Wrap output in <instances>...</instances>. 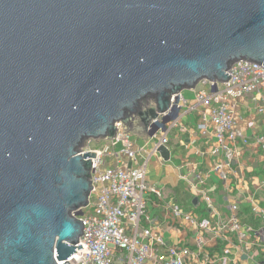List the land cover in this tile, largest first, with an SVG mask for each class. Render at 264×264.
Here are the masks:
<instances>
[{
	"label": "water",
	"instance_id": "1",
	"mask_svg": "<svg viewBox=\"0 0 264 264\" xmlns=\"http://www.w3.org/2000/svg\"><path fill=\"white\" fill-rule=\"evenodd\" d=\"M241 61L264 67V0H0V264L67 262L84 148L155 139L180 94Z\"/></svg>",
	"mask_w": 264,
	"mask_h": 264
},
{
	"label": "built area",
	"instance_id": "2",
	"mask_svg": "<svg viewBox=\"0 0 264 264\" xmlns=\"http://www.w3.org/2000/svg\"><path fill=\"white\" fill-rule=\"evenodd\" d=\"M227 75L231 78L225 84L201 82L195 89L196 106L193 108L184 99L183 93L180 94L176 118L168 124L165 133L160 129L156 138L165 135L169 125H178L181 112L198 110V130L207 133L213 124L220 148L228 150L227 154L232 158L231 149L224 144L226 141L236 143L242 137L236 128L235 103L244 96L258 93L262 96L261 111H264V67L241 61L234 64ZM171 103L174 104V98ZM156 123H162L161 118L152 124ZM248 127H253V123ZM136 143L137 137L123 134L119 127L115 140L104 145L90 143L84 148L82 155L96 154L95 159H91L93 190L87 207L81 210V216H77L83 224V235L76 252L67 262L59 264H187L196 255L180 243H167L155 232L158 223L149 210V203L152 202H148L147 197L152 195L159 201L163 195L158 188L146 185V166L139 161V152L143 148L139 149ZM165 144L166 140H161L155 150ZM258 144L264 157V134L258 139ZM214 170L223 176L222 165L216 166ZM183 180L189 191L197 193L208 209L215 212L211 198L200 188L204 180L194 175L193 170ZM167 208L168 218L184 222L187 230L194 234L197 256L205 257L210 264H236L233 262V250L238 248L246 254L253 252L251 259H262L264 212H260L257 207L252 208L255 215L262 219L263 227L260 229L241 222L238 206L231 207L228 218L216 222L186 213L173 203ZM212 236L233 244V249L226 245L219 247L218 256L208 258L207 245ZM80 244L84 248L78 251Z\"/></svg>",
	"mask_w": 264,
	"mask_h": 264
},
{
	"label": "crops",
	"instance_id": "3",
	"mask_svg": "<svg viewBox=\"0 0 264 264\" xmlns=\"http://www.w3.org/2000/svg\"><path fill=\"white\" fill-rule=\"evenodd\" d=\"M195 89L182 94L191 108L196 106ZM261 99L262 96L256 93L244 96L235 103L236 128L242 137L236 143L226 141L224 144L231 149L232 158H229L228 150L220 148L213 124L207 133L198 130V110L181 112L178 125H169V131L156 139L145 140L135 136L137 147L143 148L139 152V161L146 166V185L158 188L163 195L159 201L152 195L147 197L148 202H152L149 203V210L158 223L155 232L169 244L180 243L190 248L196 255L187 264L210 263L205 257L197 256L194 234L187 230L186 224L167 217V207L171 203L186 213H194L200 219L212 222L228 218L231 207L238 206L243 224L255 229L263 227L262 219L255 215L252 208L257 207L264 212V157L258 144V139L264 134ZM250 123H253L251 128L248 127ZM164 139L165 146L155 150V146ZM216 149L219 150L214 153ZM218 165L223 166L225 179L221 173L215 172ZM192 170L194 175L204 180L200 188L211 198L215 212L208 209L197 193L189 191L183 177ZM209 240L207 257L210 259L218 256L219 247L226 245L233 249V244L213 236ZM233 253L236 264L264 262V251L259 260L251 259L253 252L246 254L241 248L234 249Z\"/></svg>",
	"mask_w": 264,
	"mask_h": 264
},
{
	"label": "rangeland",
	"instance_id": "4",
	"mask_svg": "<svg viewBox=\"0 0 264 264\" xmlns=\"http://www.w3.org/2000/svg\"><path fill=\"white\" fill-rule=\"evenodd\" d=\"M95 144V143H92V145Z\"/></svg>",
	"mask_w": 264,
	"mask_h": 264
}]
</instances>
